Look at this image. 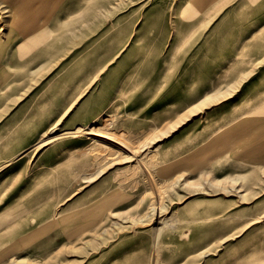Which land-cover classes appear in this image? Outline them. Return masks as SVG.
<instances>
[{
  "label": "rangeland",
  "instance_id": "374dc122",
  "mask_svg": "<svg viewBox=\"0 0 264 264\" xmlns=\"http://www.w3.org/2000/svg\"><path fill=\"white\" fill-rule=\"evenodd\" d=\"M46 9L21 55L0 0V264H264V0Z\"/></svg>",
  "mask_w": 264,
  "mask_h": 264
},
{
  "label": "bare ground",
  "instance_id": "6f19581e",
  "mask_svg": "<svg viewBox=\"0 0 264 264\" xmlns=\"http://www.w3.org/2000/svg\"><path fill=\"white\" fill-rule=\"evenodd\" d=\"M9 1H10V5L12 6V12H13L12 14H13L14 18L17 20V23H18V30H17L15 36L13 37V39L14 38L15 39L18 38L19 42L24 43V45H23L24 50L21 49V51H20V54L24 55L29 50H31V48H35V47L39 46L40 44H42L43 42H46V40L49 39V37H50L49 31L46 30L45 27H41L40 22L42 20V15H44L47 12L46 8L51 4L52 0H9ZM4 12H8V11L5 10ZM195 14L196 13H194V11H191V13H190L191 17L194 16ZM3 55L4 54L0 53V58ZM218 91H220V90H218ZM215 93H216V91H215ZM215 93L206 95L204 100L200 101L198 104H202L204 102L209 101L211 98H213L215 96ZM258 118L260 120L261 117H258ZM253 121H256V119H249L246 122H253ZM243 124H245V122H242L241 126ZM252 126H251V129H252ZM254 132L255 131H253V133ZM233 133H235V131ZM263 135H264V132H262L261 134H258V135H254L251 139L247 140V142L243 143L242 148H243V152H244L245 158L253 157L255 155V152H257V150L264 151V138H262V137H264ZM236 137H238V136H236V134H235V136H231V138L230 139L228 138L227 140L228 141L229 140H234ZM117 139H119V138H117ZM123 139H125V138H123ZM122 143H123V141H122ZM5 144H7V143H5ZM145 145H147V144H145ZM132 149H133V147H132ZM6 153H10V152H6ZM261 158H262V156H261ZM252 159H254V158H252ZM3 165L5 166V164H3ZM2 167L3 166L1 165L0 166V171H1ZM262 171L264 172V168L262 169ZM5 187H7V186L5 185ZM0 195L3 197L2 194H0ZM1 196H0V198H1ZM31 220H33V219H31ZM11 263L19 264V260L15 257L14 259H12Z\"/></svg>",
  "mask_w": 264,
  "mask_h": 264
},
{
  "label": "crops",
  "instance_id": "0c3cea01",
  "mask_svg": "<svg viewBox=\"0 0 264 264\" xmlns=\"http://www.w3.org/2000/svg\"><path fill=\"white\" fill-rule=\"evenodd\" d=\"M250 75L252 76V75H254V73H252V74H250ZM236 136H238V135L236 134ZM238 137H239V136H238Z\"/></svg>",
  "mask_w": 264,
  "mask_h": 264
}]
</instances>
